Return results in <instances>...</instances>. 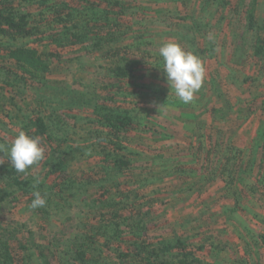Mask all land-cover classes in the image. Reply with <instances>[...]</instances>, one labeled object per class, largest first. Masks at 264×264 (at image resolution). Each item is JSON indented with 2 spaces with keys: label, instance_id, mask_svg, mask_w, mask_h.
<instances>
[{
  "label": "rangeland",
  "instance_id": "obj_1",
  "mask_svg": "<svg viewBox=\"0 0 264 264\" xmlns=\"http://www.w3.org/2000/svg\"><path fill=\"white\" fill-rule=\"evenodd\" d=\"M119 1L126 9L117 16V6L112 15L117 19L115 32L121 36L117 45L128 47L127 55L141 59L134 73L123 80L125 90H106L112 80L108 76L112 60L91 52L86 47H92L91 42L81 47L57 46L62 59L54 63L48 77L29 81L25 87L15 75L11 85H5L10 75L5 68L15 64L0 50L1 137L12 143L36 107V97H43L47 105L38 107L61 117L60 126L70 144L99 149L109 143L103 138L107 128L98 122L99 107L112 95L114 99L104 106L130 118L129 131L121 135L125 147L121 153L132 163L130 170L113 173L112 182L130 181L137 187L133 195L143 199L141 207L148 212H144L148 216L144 221L150 220L148 236L192 244L204 264H264V246L259 244L264 234V51L255 53L260 31L247 25L245 9L253 0H221L225 4H219L220 0ZM88 2L77 18L84 22L93 18L90 23L99 24L97 17L108 2ZM256 2L260 20L264 0ZM55 3L62 4L58 0L50 1L49 8L38 1L27 4L25 10L34 14L38 34L1 40V44H27L43 53L56 47L53 42L67 39L70 34L63 35L62 26L58 35L53 32L57 22L49 23L55 17L50 5L53 8ZM37 27L44 32L40 34ZM125 29L127 37L121 32ZM168 41L197 55L205 68L202 86L188 104L170 89L163 71L159 48ZM44 150L41 162L50 154ZM102 159L96 153L92 157L79 153L72 159V170L99 177V169L106 165ZM41 162L27 169V174L36 177ZM233 176L238 180L227 183ZM96 194L90 186L75 197L76 210L68 214L55 209L48 221L37 218L23 196L11 197L0 208V223L17 241L35 243L30 250L35 252L37 243L53 239L61 244L72 233H80L78 226L85 218L82 208ZM151 198L157 201L151 204ZM132 233L128 229L126 237ZM37 256L33 255L36 262Z\"/></svg>",
  "mask_w": 264,
  "mask_h": 264
},
{
  "label": "trees",
  "instance_id": "obj_2",
  "mask_svg": "<svg viewBox=\"0 0 264 264\" xmlns=\"http://www.w3.org/2000/svg\"><path fill=\"white\" fill-rule=\"evenodd\" d=\"M36 1L41 6L49 8L48 4L53 0H0V50H5L7 57L15 64L12 69L5 68L10 73L8 80L4 81L5 85H11L12 75L18 79L21 78L23 81L21 84L24 83V87L29 81H42L52 71L54 63L62 59V52L57 50L59 49L57 46L81 47L90 45L91 42L92 47L86 46L91 52L101 53L102 58L112 60L108 69V76L112 80L107 82L109 85L105 86L106 90H125L122 85L123 80L128 79L134 73L136 61L141 60L127 55L128 47L123 48L117 45L121 36L115 32L117 19H113L112 15L117 6L120 8L117 16L124 13L125 3L119 0H106L108 4L99 13L97 19L100 23L96 24L90 23L93 18H90L89 22L77 18L78 11L83 12V7L86 6L83 4L89 3L90 0H66V2L58 0L62 4L55 3L53 8L50 5L55 17L50 19L49 23L57 22L58 28L53 32L58 35L62 34L58 31L62 26L65 30L63 35L64 33L70 34L67 37L68 40L64 38L66 41L61 39L57 41L58 43L53 42L56 47H51L43 53L37 47L27 44L2 45L1 40L12 41L38 34L34 25V14L25 10L27 4ZM256 1L253 0L247 5L245 15L248 28H256L260 31L259 44L255 53L262 54L261 52L264 51V17L260 20L257 18ZM219 2V4H225L221 0ZM41 12L45 14L47 10L43 8ZM41 12L39 14L42 17ZM89 24H91L90 27ZM37 29L39 31L38 27ZM43 32L44 30L39 31L40 34ZM121 32L126 37L128 36L127 29ZM16 87L17 90L21 89L18 83ZM111 96H108L103 105L99 107L101 111L98 113L100 117L98 122L107 128L103 138L109 141L104 145L101 144L99 149L90 144L80 146L70 144L66 130L60 126L61 117L55 111L40 109L38 106L46 107L47 101L43 97H36V107L40 110L36 111V107H33L31 115L22 126L28 135L39 137L41 146H45L44 148L50 152L45 161H40L41 165L37 168L36 177L33 174L28 175L27 171L19 173L15 171L10 164L7 151L11 143L0 135V146H2L0 147V184L3 185L0 189V208L9 202L11 197L17 198L20 195L31 203L34 199L33 191L38 190L42 196L46 194V204L43 207L32 208V210L37 218L48 221L55 209L59 212L68 210V214L76 210L79 206L75 204V197L81 192H86L90 186H94L98 192L95 198L82 208L85 218L82 217L78 226L80 233H72L61 244L51 239L48 244L37 243L35 252L33 250L30 252L35 243L31 244L30 241L31 243L27 244L17 241L0 223V264H204L192 244H187L180 239L175 243H166L159 237L158 239L150 238L148 236L150 220L144 221L148 212L140 204L143 199H138L137 194L133 195L137 187L130 185V181L112 182L113 173L116 174V171L124 173L130 170L132 163L121 153V150L125 148L121 145V135L129 131L130 118L122 115L118 109H109L104 106L108 99H114ZM96 107L97 105L94 107V112ZM43 142L46 144L43 145ZM79 153L91 157L94 153L102 156L106 165L99 169V177L88 171L72 170V159L76 158ZM37 180L38 184H36ZM233 181L234 178H231L230 181L227 180V183ZM110 184L113 187L116 186V194L112 192L115 189L110 187ZM149 201L152 204L157 199L151 198ZM75 217L76 215L69 220H74ZM92 220H95V223ZM128 229L133 232L131 238L126 237ZM259 244L264 246V234L261 235ZM199 248L205 247L200 245ZM107 252L113 255L110 253L112 255L110 256ZM35 253L40 257L38 262H36L37 258L33 257ZM108 259L112 263L108 262Z\"/></svg>",
  "mask_w": 264,
  "mask_h": 264
},
{
  "label": "clouds",
  "instance_id": "obj_3",
  "mask_svg": "<svg viewBox=\"0 0 264 264\" xmlns=\"http://www.w3.org/2000/svg\"><path fill=\"white\" fill-rule=\"evenodd\" d=\"M159 55L163 61V71L170 89L185 104L193 101L194 95L202 86L205 68L202 60L194 53L185 50L180 44L168 41L162 43ZM2 147V146H0ZM10 164L16 172H25L44 158V148L39 137H32L20 130L7 150ZM39 181H36L38 184ZM34 199L30 207L35 209L46 204L40 191H33Z\"/></svg>",
  "mask_w": 264,
  "mask_h": 264
},
{
  "label": "crops",
  "instance_id": "obj_4",
  "mask_svg": "<svg viewBox=\"0 0 264 264\" xmlns=\"http://www.w3.org/2000/svg\"><path fill=\"white\" fill-rule=\"evenodd\" d=\"M238 176H239V175H238ZM233 178H234V180H236V179L238 180V178H237L236 176H233ZM233 178H232V179H233Z\"/></svg>",
  "mask_w": 264,
  "mask_h": 264
}]
</instances>
